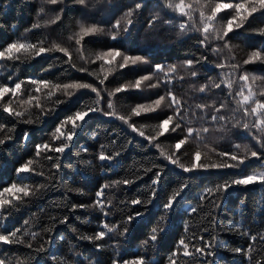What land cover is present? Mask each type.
Masks as SVG:
<instances>
[{
	"label": "trees",
	"instance_id": "trees-1",
	"mask_svg": "<svg viewBox=\"0 0 264 264\" xmlns=\"http://www.w3.org/2000/svg\"><path fill=\"white\" fill-rule=\"evenodd\" d=\"M43 2L44 0H0V50L18 40L37 43L43 39L46 44L56 42L69 49L72 63L76 64L77 68L85 67L88 71H77L66 63L68 57L63 53L54 52L22 62L0 61V83L12 86L15 82L27 81L28 78H43L57 83L72 81L92 83L98 89H103L101 95L104 98L100 101L99 107L107 111L109 91L152 73L156 64L164 65L166 68L176 65L177 72L173 74L171 83L167 85L161 83L159 88L144 91L130 90L117 93L112 97L117 113L127 116L135 105L148 103L156 99L157 94L163 95L170 89L185 103L187 110L185 115L189 118V126L195 129H209L208 132L202 133L200 140L190 139L182 147L178 153L182 162H191L192 154L198 145L204 153L202 160L205 163L226 159L218 157L217 153H232L236 151L237 144L252 146L253 150L259 148L251 133L243 128L233 127L240 114H234L236 104L232 96L228 95L226 88L223 86L220 89L211 88L205 93H200L197 89L201 85L219 82L224 73L231 74L230 78L237 81L233 86L234 90L239 89L241 83L237 80L239 72H234L231 68L215 67L227 56H234L233 62L241 64L242 71L248 72L250 77L257 78L254 88L264 86V64L243 65V60L251 51L264 47V36L254 31L258 27H264V13L254 14L255 19H250L244 29L229 33L226 39L232 46L231 52L225 51L217 55L211 48L220 42H213L205 48L198 44L200 39L198 32L181 33L179 25L186 17H180L168 10L162 11L160 7L162 0H89L87 8L75 4L74 0H64L63 5H44L45 13L38 15ZM204 2L211 7L216 0ZM135 3H141L143 6L134 15L130 31L122 34L116 41L103 34L86 37L84 55L91 60L95 53L109 47H117L130 55L143 56L147 62L117 70L108 77L104 85H100L94 76L89 75V72H98L99 62L85 64L76 51L74 41L69 37L78 30L80 21L100 24L105 30L110 29L130 7H134ZM61 7L65 9L61 14V20L55 24L46 23L54 18ZM157 13L161 19L150 25V19ZM220 17H226V13H221ZM224 22L225 19L218 17L217 26ZM34 23H40L42 27L32 28ZM27 29L31 31H26ZM201 55L207 56L208 59L194 65L192 70L197 71L198 75L192 77L190 70L183 65L186 60L198 59ZM180 76L184 79H179ZM160 79H164L163 74H160ZM29 87L31 86L25 87L20 99L27 98ZM57 96L67 99V102L56 107L50 115H43L39 109L32 108L30 114L25 116V119L31 118L36 121L32 124L18 122L0 109V124H5L7 128H15V131L10 133L12 139L0 145V190L13 182L32 188L44 186L31 197L24 198V203L0 215V232L7 233L20 229L18 236L26 243L32 244V248L29 249L26 245L0 243V259L5 260L6 264H17V261L21 260L28 264H58V261L53 259L54 256L61 261H67L68 264H112L113 259L129 260L137 255H144L152 264H168V257L182 236L187 237L192 244H201L202 241L199 239L201 236L205 241L216 237L212 249L215 255L198 258L211 264H256L257 260L264 261V240H260V236L264 235V185L233 186L218 194L206 192V189L215 188L225 181L239 179L264 169V160L253 158L235 169L185 173L164 160L158 149L150 146L143 137L133 133L119 119L104 116L99 112L90 113L85 118L81 128L77 129L71 147L65 153L48 152L36 157V145L49 141L51 133L62 119L72 115L81 106L92 104L96 99L95 93L88 89L80 90L71 98H65L60 93H57ZM10 98L6 97L5 100ZM56 98L53 97V101ZM221 102L227 107L216 114L226 116L228 119L224 121L211 119L214 114L213 108L201 110L196 107L198 104H215V107H219ZM42 103L45 108L53 107L52 101L42 99ZM14 107L22 110L15 104ZM168 114L171 113L165 108L156 113L132 117V122L137 127L146 126L144 129L146 135H151L153 126ZM252 132H255V129ZM25 133L30 139H23ZM2 135L3 133H0V136ZM183 135L184 133L178 130L176 133L166 134L158 142L162 143L165 150H170ZM211 149H215V152ZM102 150L106 154L115 152L120 154L111 161L101 162L97 157ZM45 155L52 156L53 159H46ZM29 159L37 161L34 165L35 172L18 175L15 169ZM57 162L60 164L58 170L52 167ZM153 164L163 166L162 181L155 186L157 196L146 208L143 205L131 204L133 199L150 198L151 180L156 169L153 168V171L148 173H145L144 169L152 167ZM124 179L133 182L127 185L121 183L104 191L103 199L111 202L104 209L108 215H104V212L95 207L72 208L74 204H93L98 199L97 191L103 185H114V182ZM181 184H187L188 187L177 198L173 210L168 213L166 232L162 234V239L158 240L154 247L144 246V241L148 239L151 229L163 213V203ZM77 188L82 191L72 190ZM192 208H196L197 211L192 212ZM136 210L143 212V216L129 222L128 233L121 236L124 222L129 215H134ZM213 217L214 224L211 223ZM102 223L115 225L117 230L99 241L79 239L81 235L94 236L96 232L102 230ZM230 225L241 226L248 235L229 232ZM252 236H256L257 239L253 241ZM249 244H252L254 249L250 256L229 250L237 247L247 249ZM41 245L44 251L36 252ZM189 259L181 256L179 264H186Z\"/></svg>",
	"mask_w": 264,
	"mask_h": 264
},
{
	"label": "snow or ice",
	"instance_id": "snow-or-ice-1",
	"mask_svg": "<svg viewBox=\"0 0 264 264\" xmlns=\"http://www.w3.org/2000/svg\"><path fill=\"white\" fill-rule=\"evenodd\" d=\"M74 3L87 8L89 0H74ZM63 4L64 0H44L43 4L39 8L38 15L40 13H45L44 5L55 6ZM142 6L143 5L141 3H135L134 7H130L128 11L125 12L121 18L117 19L115 23L112 24L111 28L107 30H105V28L100 24L85 23L80 21L78 22V30L74 32L71 37H69L70 40L74 41L76 51L80 54V59L84 61L85 64L89 62H99L98 72H89V75L94 76L99 81L100 85H104L105 81L108 80V77L117 70L134 67L140 63H146L147 61L143 56L130 55L121 51L117 47H109L107 50L99 51L95 53L94 58L89 60V58L84 55L86 43L85 38L103 34L107 35L113 41L120 39L122 34H126L130 31V26L133 24V17ZM160 7L162 11L168 10L178 14L180 17H186V20L179 25L180 32H198L200 34V39H198V44L200 46L207 48L213 42H220L216 47L211 48V51L214 54L219 55L225 51L230 53L232 50V46L230 45L228 39H226L229 37V33L244 29L245 25L250 22V19H255L254 14L264 13V0H236V2H230V0H216L211 7H209L208 3L204 2V0H190V2L189 0H162ZM64 10V7L59 8L54 18L50 19L46 23L55 24L60 21L62 18L61 14ZM221 13H226V17H220ZM218 17L220 19H225V22L219 26H217ZM160 19L161 17L159 13H157L150 19L149 24L152 25ZM40 27H42L40 23H34L32 25V28ZM26 31H31V29H27ZM254 31H256L260 36H264V27H258ZM54 52L63 53L64 56L68 57L66 63H69L71 67L76 68L77 71H88L87 68H77L76 64L72 63V54L67 47L56 42L46 44L43 39L39 40L37 43H31L26 40H18L8 44L3 50H0V61L22 62L27 59H34L44 54ZM207 59V56L201 55L198 59L186 60L183 66L190 70V75L192 77H196L198 75L197 71L192 70L194 65L201 63V61H207ZM234 60V56H227L225 60L217 63L215 67L219 69L231 68L234 72H239L237 80L241 83L238 90H234L233 86L237 81L230 78V73H224L219 82H211L210 84L201 85L197 90L200 93H205L211 88L220 89L222 86L226 88L228 90V95L232 96L236 104V108L233 109L234 114H240L239 118L236 119V123L233 124V127H240L251 133L256 144L259 145V148L253 150L252 146H241L237 144L235 145L236 151L232 153H217L218 157L226 158L220 162H203L202 157L204 156V153L200 150L199 145L193 152L190 163H184L181 161L178 153H180L182 147L186 145L190 139L200 140L202 138V133L208 132L209 129H195L189 126V118L185 115L187 111L185 103L182 102L181 99L178 98L170 89L163 95L157 94V98L149 101L148 103L135 105L130 109V113L127 116L119 115L115 110L111 98L116 96L117 93L130 90L144 91L146 89L159 88L161 83L167 85L168 83H171L173 74L177 72L176 65H171L166 68L164 65L156 64L152 73L140 76L134 81L121 84L114 90L109 91L107 93V111L99 107L100 101L104 98L101 95L103 89H98V87L94 84L80 81L57 83L43 78H28L27 81L21 80L15 82L12 86H9L8 83H0V109L18 122L32 124L36 121L31 118L25 119L26 114H30L32 108L39 109L43 115H50L56 110V107L67 102V99L59 98L57 93H60V95L65 98H71L80 90L88 89L95 93L96 99L92 102V104H85L76 110L72 115H68L66 118L62 119L51 133L49 141L36 145V157H40L48 152L57 154L65 153V151L71 147V142L77 135V129L81 128V124L85 122V118L88 117L90 113L95 114L99 112L104 116L119 119L123 124L127 125L133 133L143 137L150 146L158 149L160 156L164 160L178 167L185 173L211 169H235L245 165L247 160L253 158L256 160H264V86H257L254 88L253 86L256 85L257 78L254 76L250 77L248 72L242 71V65L233 62ZM255 63L264 64V47L251 51L247 55V58L243 60V65ZM160 74H163V80L160 79ZM8 79H11V77H8ZM179 79L183 80L184 77L180 76ZM27 86H31L28 88L27 98L20 99V97L24 94L25 87ZM6 97L11 98L5 100ZM53 97L57 98L53 101ZM42 99L52 101L53 107L45 108L42 103ZM14 104L22 110H17V107H14ZM196 107L201 110L209 107L213 108L214 114L211 117L213 121H224L228 119L224 115L216 114L220 113L222 109L227 107V105L223 102L220 103L219 107H215V104H198ZM165 108L168 109L171 114L166 115L165 118L160 120L158 124L153 126L151 135H146L144 130L146 126L141 125L140 127H137V125L132 122V117H140L149 113H156L163 111ZM249 117L252 119L249 120ZM233 118H235V116ZM253 129H255V132H252ZM178 130L184 133V135L171 146L170 150H165L162 147V143L158 141L161 137H165L166 134L176 133ZM14 131V127L7 128L5 124H0V133H3V135L0 136V145H4L6 141L11 140L12 136L10 133ZM23 139L28 140L30 137L27 133H25ZM101 148L103 149L104 146L102 145ZM84 151H87V149H84ZM211 151L215 152V149H211ZM119 154V152L106 154L102 150L97 159L101 162L111 161ZM45 158L49 160L53 159L52 156L48 155H45ZM56 160H59V156L56 157ZM36 162L37 161L35 159H29L16 168L15 171L18 175L33 173L35 172L34 165ZM52 167L58 170L60 168V164L58 162L54 163ZM153 168H155L156 171L153 172V178L151 180L150 198L148 200L133 199L131 204L143 205L146 208L147 205L152 202V199L157 196L155 186L159 185L162 181L163 166L153 164L152 167L145 168L144 171L145 173L152 172ZM39 174L42 175V173ZM132 182L133 181L129 179H124L122 181L114 182V185L105 184L97 191L96 196L98 199L95 200L93 204H74L72 205V208L95 207L104 212L106 205L111 204L110 201L106 202L103 199L105 189L121 183L127 185ZM256 184L264 185V169L253 172L252 174L243 176L239 179L225 181L223 184L216 185L215 188L206 189V192L209 194H218L220 192L227 191L233 186L247 187ZM42 187L44 186L40 185L37 188H32L29 185L17 182H13L8 187H4L0 190V215H3V213L9 209L24 203V198L31 197L39 190V188ZM187 187V184H181L178 188L174 189L170 195H168L162 205L163 213L157 220L156 225L151 229L148 239L144 241V246L152 245L154 247L155 243L162 239V234L166 232L168 213L173 210L174 204L177 202V198L181 196V193ZM72 190L76 192L82 191L79 188ZM191 211L196 212L197 209L192 208ZM143 214L144 213L140 210H136L134 215H129L127 220L124 222L125 226L123 231L120 232V235H126L128 233L127 224L136 217L143 216ZM104 215H108V213L104 212ZM66 219L67 218H65L64 222H66ZM211 223H215L214 217ZM25 224H27V221H25ZM101 228L102 230L96 232L94 236L89 237L81 235L79 239L99 241L104 239V237L109 233L117 230V226H110L108 223H102ZM20 231V229H16L7 233L0 232V243L5 245L21 244L26 245L27 248L31 249L32 244L26 243L23 238L18 236ZM187 231L188 228L186 226L185 232ZM205 231H207V229H205ZM228 231L235 232L240 235H248V232L243 230L239 225H230ZM199 239L202 241L201 244H192L189 242L187 237L182 236L169 255L168 264H179V257L181 256L190 258L186 261V264H211V262L204 259L198 260V258L215 255V252L212 249L214 247L213 242L216 240V237H212V240L209 241H205L203 236L199 237ZM251 239L255 241L257 237L252 236ZM260 240H264V235L260 236ZM97 247H101V245H97ZM229 250L250 256L254 249L253 245L249 244L247 249L237 247ZM35 251H44L43 245ZM53 259L57 260L58 264H68L67 261H61L55 256ZM0 264H6V261L0 259ZM17 264H28V262L21 260L17 261ZM112 264H152V262L146 259L144 255H137L129 260L113 259ZM256 264H264V261L257 260Z\"/></svg>",
	"mask_w": 264,
	"mask_h": 264
}]
</instances>
